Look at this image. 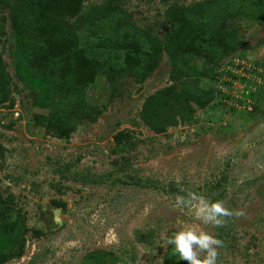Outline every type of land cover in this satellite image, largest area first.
I'll list each match as a JSON object with an SVG mask.
<instances>
[{
  "label": "rangeland",
  "instance_id": "rangeland-1",
  "mask_svg": "<svg viewBox=\"0 0 264 264\" xmlns=\"http://www.w3.org/2000/svg\"><path fill=\"white\" fill-rule=\"evenodd\" d=\"M81 2L70 20L80 25L88 59H106L97 44L108 30L100 34L89 23L97 11L153 41V58L136 78L98 74L65 85L61 97L54 77H29L13 11L0 5L7 76L0 91V264H187L166 239L193 223L223 241L217 264H264V14L233 9L216 28L235 37L225 51L209 46L211 60L191 47V39L194 46L205 41L183 29L184 19L204 7L220 14L224 0ZM51 52L68 49L59 44ZM202 92L209 103L200 108L193 98ZM149 97L154 118L164 121L160 133L142 119ZM177 175L185 188L245 216L221 228L199 225L174 207L184 194Z\"/></svg>",
  "mask_w": 264,
  "mask_h": 264
},
{
  "label": "trees",
  "instance_id": "trees-1",
  "mask_svg": "<svg viewBox=\"0 0 264 264\" xmlns=\"http://www.w3.org/2000/svg\"><path fill=\"white\" fill-rule=\"evenodd\" d=\"M81 3V0H0L1 6L10 7L13 11V22L18 26L17 35L22 36L21 41H24L23 58L29 77L36 79L37 82H40L39 78L42 76L54 77L55 81L52 84L61 93V97L65 85L91 82L98 74L106 76L109 80L114 76L125 75L136 78L143 61L153 58L148 52L150 44L153 49V41L150 43L149 40L148 44L145 43L147 38L139 30L129 29L128 23L118 21L113 13L104 14L97 11L89 23L99 25L100 34L108 30L104 44L101 42L97 44L106 47L104 50L106 59L102 61L88 59L85 54L86 49L81 42L83 38L77 33L80 25L70 20L71 16L75 17L79 14ZM217 9L220 10V14L217 12L213 14L212 10L207 11L205 7L198 8L196 11L199 13L196 17L190 22L184 19L186 23L183 25L184 30L192 28L191 36L195 39L205 41L202 45L194 46L195 41L191 39V47L195 48L198 55L209 57L211 60L213 57L208 52L209 46L225 51L236 34V32H221L216 27L223 24L225 17L232 15L234 11L260 18L264 14V0H224V4L219 5ZM16 12L19 13L18 16L15 15ZM208 18L218 21V25L209 28ZM109 21V25H103ZM187 38L189 39V36ZM59 44L68 49V52L62 56H56L51 52V48ZM166 48L168 51L169 47ZM180 59L181 54L177 52L173 61V70L176 69L177 61ZM153 68L154 64L148 70ZM6 83L7 76L0 66V91ZM193 99L200 108H203L209 103V93L202 92L199 97ZM154 104L155 97L146 100L142 119L153 131L160 133L164 130V121L154 118L155 113L152 112ZM57 131V135L63 137L67 135L68 130L58 128Z\"/></svg>",
  "mask_w": 264,
  "mask_h": 264
},
{
  "label": "clouds",
  "instance_id": "clouds-1",
  "mask_svg": "<svg viewBox=\"0 0 264 264\" xmlns=\"http://www.w3.org/2000/svg\"><path fill=\"white\" fill-rule=\"evenodd\" d=\"M175 183L184 194L176 196L174 207L191 212L199 225L221 228L226 226L228 219L245 216L243 210L230 209L222 199L210 200L192 188H185L179 175L175 177ZM166 242L172 245V254L187 264H217L219 249L223 247L221 239L195 223L181 225Z\"/></svg>",
  "mask_w": 264,
  "mask_h": 264
}]
</instances>
